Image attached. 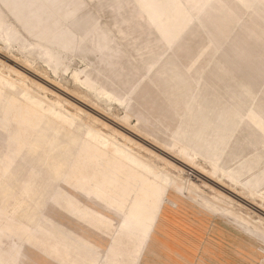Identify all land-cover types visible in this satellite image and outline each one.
Wrapping results in <instances>:
<instances>
[{"label": "rangeland", "instance_id": "obj_1", "mask_svg": "<svg viewBox=\"0 0 264 264\" xmlns=\"http://www.w3.org/2000/svg\"><path fill=\"white\" fill-rule=\"evenodd\" d=\"M192 6L0 0V264H264V0ZM155 66L177 119L140 93Z\"/></svg>", "mask_w": 264, "mask_h": 264}, {"label": "bare ground", "instance_id": "obj_2", "mask_svg": "<svg viewBox=\"0 0 264 264\" xmlns=\"http://www.w3.org/2000/svg\"><path fill=\"white\" fill-rule=\"evenodd\" d=\"M204 1H206V0H181V6L185 8V6L187 7V4L189 2H194V6H192L189 9L194 10V11H200L202 9L200 4H202ZM219 1L234 2L235 0H219ZM147 23L152 24L150 20ZM145 32H146L145 30L141 29L139 32H137L133 35L131 40H137L138 39L140 41V39H142L145 36V34H146ZM199 33H200V30H198L197 27H195V25H194V28L188 34V38L186 40L180 42L176 46L175 49L179 50L180 48H182L183 46H185L188 43V41L190 40L191 37L197 36ZM22 49H23V47H22ZM8 62H9V60H8ZM8 65H9V63H8ZM13 68H15V67H13ZM17 70H19V69H17ZM163 75H164V68L161 66H158V67L155 66L154 73H153L152 77L147 80L146 85L140 90V93L142 96H145L146 94H148V92H150L149 90H152V93H151L152 94V98H151L152 107L157 109L160 112V114L165 118H169L174 113L176 115V119H177V114L175 113V111H176L175 108H177L176 106L180 103V105L182 107V113H183V110L185 107V100L183 99V97L181 95V90L178 89V91L173 93V92H170V91L164 89L165 84L163 81V79H164ZM39 79H41V78H39ZM3 81H5V79ZM157 86H159L158 89L160 90V92H157V90H156ZM165 95L168 98H170V102H168L167 99L164 97ZM105 99L113 100V98L110 96L106 97ZM114 100L118 101L119 105L122 104V101L120 99H114ZM28 103L30 104L31 109H29L27 111V115L32 116V117L40 115L39 111H38L39 109L37 107V102H32L29 99ZM57 116L60 119L67 121V119L64 116H62V114H57ZM73 130H76L82 136V140H83L82 147H90L93 150L94 149L99 150V149L105 148L106 147L105 145H107V142H108L107 137L104 135H98V134L93 133L91 131L93 129L83 128V127H81V125H74ZM178 133L179 132H176L175 135H178ZM112 150H113V154L117 157V160L120 164H122L123 166H126L129 169L140 170L142 173H144L148 176H151L153 179L152 181L155 184V189H157L158 187L159 188L160 187L166 188L167 185L171 186L170 181L164 176V174L158 173L157 171H155L154 168H150L149 166L144 165L143 163L138 161L136 159L135 153H128L127 152L128 149L124 145H122V146L119 145L118 147H115L114 144H112ZM232 154H234V152L232 150H229V152L227 153L228 156H230ZM217 169H219V167L216 164H212V170L215 171ZM97 191H102V190H97ZM135 220L138 221L140 219L135 216ZM254 232L259 235L258 232H256V231H254Z\"/></svg>", "mask_w": 264, "mask_h": 264}]
</instances>
